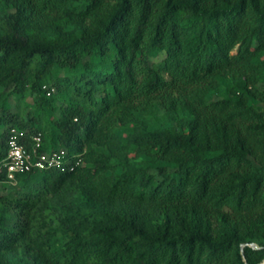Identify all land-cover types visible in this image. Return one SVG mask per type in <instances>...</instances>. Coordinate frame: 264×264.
<instances>
[{
  "label": "trees",
  "instance_id": "16d2710c",
  "mask_svg": "<svg viewBox=\"0 0 264 264\" xmlns=\"http://www.w3.org/2000/svg\"><path fill=\"white\" fill-rule=\"evenodd\" d=\"M14 127L0 264H264V0H0Z\"/></svg>",
  "mask_w": 264,
  "mask_h": 264
},
{
  "label": "built area",
  "instance_id": "2783aa9c",
  "mask_svg": "<svg viewBox=\"0 0 264 264\" xmlns=\"http://www.w3.org/2000/svg\"><path fill=\"white\" fill-rule=\"evenodd\" d=\"M46 89V87H45ZM24 132L12 129L8 153L0 160V169L6 170L7 178L15 181L17 174L35 169H65L70 163L66 158L67 151L51 150L43 151L42 133L32 135L33 144L28 148L21 140Z\"/></svg>",
  "mask_w": 264,
  "mask_h": 264
},
{
  "label": "rangeland",
  "instance_id": "374dc122",
  "mask_svg": "<svg viewBox=\"0 0 264 264\" xmlns=\"http://www.w3.org/2000/svg\"><path fill=\"white\" fill-rule=\"evenodd\" d=\"M161 58H163V55L162 56H160V57H158V58H152V61L153 62H155V61H158V60H160ZM222 85V88H225V83H223V84H221ZM219 95L217 94V93H211L210 94V97H214V98H216V97H218ZM4 192V190H3V187L1 186V183H0V193H3Z\"/></svg>",
  "mask_w": 264,
  "mask_h": 264
},
{
  "label": "water",
  "instance_id": "95a60500",
  "mask_svg": "<svg viewBox=\"0 0 264 264\" xmlns=\"http://www.w3.org/2000/svg\"><path fill=\"white\" fill-rule=\"evenodd\" d=\"M251 245H253L254 247H258V245H256V243H253V244H251Z\"/></svg>",
  "mask_w": 264,
  "mask_h": 264
}]
</instances>
